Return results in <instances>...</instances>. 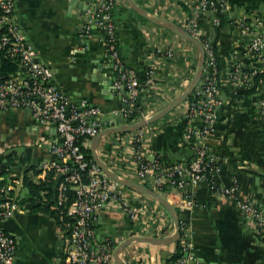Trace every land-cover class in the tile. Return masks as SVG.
I'll list each match as a JSON object with an SVG mask.
<instances>
[{
	"label": "crops",
	"instance_id": "1",
	"mask_svg": "<svg viewBox=\"0 0 264 264\" xmlns=\"http://www.w3.org/2000/svg\"><path fill=\"white\" fill-rule=\"evenodd\" d=\"M136 1L154 14L184 27L196 3V0ZM99 4L100 0H16L15 16L40 58L51 65L53 80L69 102L88 98L103 111L94 119L100 118L107 126L109 119L116 123L112 112L125 105L128 91L123 82L116 83L118 76L106 52V29L100 25L99 16L93 15ZM116 4L111 14L116 33H121L117 35L121 54L128 57L136 71L145 73L149 65L155 68L153 79L139 96L140 109H149L150 115L173 100L190 81L197 66V46L178 32L144 18L126 0H117ZM225 13L229 18L244 15L264 19V0H226ZM85 16L92 18L88 27H84ZM199 23L202 34L217 40L218 78L224 86L220 89L223 100L215 108L204 138L209 153L220 165L216 189L206 182L189 183L186 193L194 200L182 206V195L177 190L164 195L176 206L179 221L183 222L180 235L184 230L189 242L192 255L189 264H264V237L240 207L242 200L264 207V119L257 107V100L264 97V77L255 90L228 95L229 91L236 90L229 80L231 67L235 63L247 67L256 61L245 53L231 23L218 31L204 13ZM168 43L181 47L183 56L164 55L162 48ZM187 101L189 96L160 118L134 129L140 133V146L147 158H158L163 164L190 158L191 147L183 132L185 120L180 114L181 106ZM120 132L102 135L97 141V150L104 162L116 158L121 166L118 171L129 177L133 175L124 168L125 152L133 150L129 143L123 142L126 134ZM53 138V130L37 126L28 111L0 109V144L6 145L0 147V178L8 180L7 168L16 165L25 181L38 182L47 173L38 175L34 168L53 158L49 144ZM21 158L24 161L20 162ZM223 188L227 193L221 192ZM125 189L135 204L148 208L152 224L164 228L159 236L175 230L165 204L148 193L126 185ZM28 192L25 183L19 194L24 207L7 219H0V226L14 238V262L59 264L60 240L55 219L39 205L32 209ZM126 221L125 211L112 205L97 220V228L114 242L125 235ZM177 239L167 243L134 241L124 247L122 257L126 252L136 264H167Z\"/></svg>",
	"mask_w": 264,
	"mask_h": 264
},
{
	"label": "built area",
	"instance_id": "2",
	"mask_svg": "<svg viewBox=\"0 0 264 264\" xmlns=\"http://www.w3.org/2000/svg\"><path fill=\"white\" fill-rule=\"evenodd\" d=\"M116 1L100 0L98 11L93 15L99 16L100 25L106 29V35H109V43L105 41L106 52L107 49L110 50L109 57L114 68L118 69L116 83L123 82L128 91L125 105L112 113L120 119L119 123H131L149 115V109H139L136 100L142 89L153 79L155 68L152 65L146 68L144 86H141L134 68H122L119 50L111 42L115 23L110 8ZM225 1L196 0L185 26L199 38L205 50L204 69L192 90L193 97L180 109L185 120L183 132L191 147L190 158L172 164H163L158 158H147L140 146V133L133 129L125 131L126 137L123 138V142L132 146L133 151L125 152L127 160L124 168L133 176L127 177L118 171L121 166L116 158L105 161L123 177L145 184L160 193L177 190L182 195L180 206L194 200L186 193L189 183L206 182L216 189L215 178L220 165L209 153L204 138L212 124L214 110L223 98L219 78L211 68L207 69L212 67L215 60L212 47L214 38L201 33L199 22L204 13L208 15L211 25L217 28L220 24L217 12L225 13ZM15 3L16 0H0V57L9 59L15 65L13 70L5 73L0 69V109L17 108L28 111L37 126L51 128L54 132V138L49 143L54 153L53 158L37 164L34 169L38 175L39 172H53L56 177L51 207L58 214L57 219H54L60 240L59 264H114L116 242L136 234L160 235L164 228L159 224H152L148 208L135 204L124 184L109 176L94 159L86 156L82 146L88 147L91 138L105 126L100 118L94 119L103 114L102 108L86 97H80L76 103L69 102L65 92L53 80L51 65L40 58L26 31L16 20ZM245 17L248 16L231 17V24L236 28L245 53L250 54L256 62L247 67L239 63L231 67L229 80L236 87L234 92L251 85L252 73L264 70V19L255 16L249 17V22H246ZM89 21L91 23V17ZM201 35H204L203 38ZM162 50L169 58L183 56L182 48L173 43H168ZM243 68H249L251 72ZM257 107L264 119V97L257 100ZM108 123L117 124L111 123L110 119ZM7 170L8 180L0 183V219H7L24 207L19 201L20 189L25 184L23 175L16 165H11ZM227 191L221 189L222 193ZM112 205L121 207L127 217L125 235L114 242L108 235L101 234L95 226L97 219ZM240 207L251 217L264 237V207L251 200H242ZM171 232L165 231L164 234L169 235ZM181 242L184 253L174 264H189L192 255L185 235ZM14 248V238L0 226V264H15ZM122 258L124 264H136L126 252Z\"/></svg>",
	"mask_w": 264,
	"mask_h": 264
},
{
	"label": "water",
	"instance_id": "3",
	"mask_svg": "<svg viewBox=\"0 0 264 264\" xmlns=\"http://www.w3.org/2000/svg\"><path fill=\"white\" fill-rule=\"evenodd\" d=\"M126 2L128 3V5L131 8H133L136 12H138L144 18H146L152 22H155L157 24H160L162 26H165L167 28H170V29L178 32L179 34L183 35L184 37H186L190 41H192L197 46L198 59H197V66H196V69H195V72H194L192 78L187 83V85L183 88V90L179 94H177L173 98V100H171L168 104H166L165 106H163L162 108H160L156 112L150 114L146 118H143V119L136 121V122L119 123V118L116 117L115 120H116L117 124L104 126L101 130H99L91 138L89 148H90L92 157L98 163V165L102 168V170L105 173H107L109 176H111L112 178L121 182L122 184L129 186L135 190L148 193V194L154 196L155 198H157L159 201H161L163 204L166 205V207H167V209H168V211H169V213H170V215L174 221V224H175V230L169 235L159 236V235H146V234L138 235V234H136V235L127 236L126 238L116 242L114 252H113V258H114V261L116 264H124L123 258H122V250H123V247L125 245H127L131 242L147 241V242H152V243H167V242H171V241L177 239L180 235V221H179V215H178V211H177L176 206L164 194L158 192L157 190H155V189H153V188H151L145 184H142V183L136 182L134 180L128 179L126 177H123L122 175H120L117 172H115L114 170H112L103 161V159L99 156V153L97 150V141L102 135H104L106 133L113 132V131H127V130L137 129V128L144 126L145 124H147L149 122H152V121L160 118L164 114H166L168 111H170L172 108L177 106L180 102H182L186 97L189 96V94L192 92L193 88L198 83V81L202 75L204 65H205V50L203 48L201 41L199 40V38L194 36L189 30H187L184 26H182L181 24L177 23L174 20H171V19H168V18L154 14L153 12H151L150 10H148L147 8H145L144 6L139 4L136 0H126ZM92 8L94 9V7H92ZM90 17L91 16H85L84 17V19L86 20V22L84 23V27L87 26ZM120 34H121L120 32L116 33V36L117 35L120 36ZM121 53H122V50L120 49L119 54H121ZM222 96L225 97V92H222ZM106 118H109V117H106ZM107 124H108V122H107Z\"/></svg>",
	"mask_w": 264,
	"mask_h": 264
},
{
	"label": "trees",
	"instance_id": "4",
	"mask_svg": "<svg viewBox=\"0 0 264 264\" xmlns=\"http://www.w3.org/2000/svg\"><path fill=\"white\" fill-rule=\"evenodd\" d=\"M116 6H117V4H116V2H114L110 8L111 13L115 9ZM217 14H218L219 19H220V24L217 28H218V31H221L226 24L231 23L232 18H229L222 11H218ZM249 20H250L249 17H245L246 22H249ZM203 36L204 35H201V38H203ZM104 39L107 43H109V35H105ZM111 42L114 44L115 48L117 50H119V43H118V38L116 36V30L114 32L113 38H111ZM212 47H213V51H214L215 60H214L212 67H210V68L213 70V72L215 73V76L218 79V71H219V67H220V61H219V55H218L217 40L215 38L213 40ZM109 55H110V50L107 49V56H109ZM119 58H120L121 63H122V68L126 69L128 67H132V64L130 63V60L128 59V57H124V55L120 54ZM14 67H15V65L12 61H10L7 58L0 57V69L2 70L1 71L2 73L13 70ZM243 69L249 73L251 72L249 68H243ZM115 71L118 72V69L116 68ZM136 73L138 75L139 81L141 82V86H144L146 74L144 73V71L140 72L138 70L136 71ZM263 77H264V70L252 73L251 85H248L244 88H240L236 92H230L229 91L228 95L237 96V95H240L242 93L251 92V91L255 90L258 81ZM220 87L224 89V86L221 84H220ZM192 97H193V92H191L189 94V99H191ZM231 102H233L232 99L229 101V103L231 104ZM136 106L140 109V98H138L136 100ZM82 147H83V150H85V152H86V156L90 159H93L89 146L88 147L82 146ZM22 161H24V159L21 158L20 162H22ZM55 178L56 177H55L54 173L49 172L44 177H42L38 182H32L31 180H26L25 183L29 189L27 198L31 202L30 207H32V209H34V208L38 207L37 205H39V208L48 210L53 215V217L55 219H57L58 214L56 213L55 209H53L51 207V203L54 201L53 200V194H54ZM1 182H3V179L0 178V183ZM42 190L44 191V193H41ZM37 198H39V203L37 202V200H38ZM180 225L182 227V223ZM95 226H97V221L95 222ZM184 235L186 236V234H184V230H183L180 237L184 236ZM180 237L175 241V249L172 252V254L169 256V258L167 259V264H174L175 261L184 253L183 245L181 242L182 238H180Z\"/></svg>",
	"mask_w": 264,
	"mask_h": 264
},
{
	"label": "rangeland",
	"instance_id": "5",
	"mask_svg": "<svg viewBox=\"0 0 264 264\" xmlns=\"http://www.w3.org/2000/svg\"><path fill=\"white\" fill-rule=\"evenodd\" d=\"M11 109H14V108H11ZM120 133H125V131H121ZM108 144H106V146H107ZM0 147H6V145H3V144H0ZM8 150V148H6V151ZM25 191V188H22V191Z\"/></svg>",
	"mask_w": 264,
	"mask_h": 264
}]
</instances>
